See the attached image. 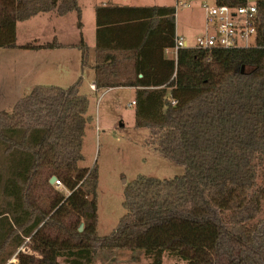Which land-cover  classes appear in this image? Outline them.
Instances as JSON below:
<instances>
[{"label":"trees","instance_id":"obj_1","mask_svg":"<svg viewBox=\"0 0 264 264\" xmlns=\"http://www.w3.org/2000/svg\"><path fill=\"white\" fill-rule=\"evenodd\" d=\"M247 0H214L243 7ZM256 39L247 49L179 50L174 7L96 6V91L135 89V127L147 146L184 167L181 177H138L123 189L124 214L100 238L98 173L80 169L88 118L82 78L66 89L36 86L0 110V264H264V0H255ZM78 12L77 0H0V49L80 52L16 45V24ZM122 68V69H121ZM172 103H174L172 105ZM54 177L68 195L49 180ZM82 225V232L78 228ZM28 240L31 254L18 251ZM12 247V248H11Z\"/></svg>","mask_w":264,"mask_h":264},{"label":"rangeland","instance_id":"obj_2","mask_svg":"<svg viewBox=\"0 0 264 264\" xmlns=\"http://www.w3.org/2000/svg\"><path fill=\"white\" fill-rule=\"evenodd\" d=\"M253 4L255 0H247ZM100 0H77L78 12L59 18L51 14L37 15L25 22L16 24V45H38L52 42L54 37L64 44L84 37L88 49L89 62L94 58V7ZM122 5L156 6L169 5L176 10V35L186 39L188 48L195 47V40L203 33L204 14L202 5H214V0H117ZM184 6V7H183ZM82 34V35H80ZM83 39V38H82ZM76 40V41H77ZM77 41V42H78ZM252 42V41H251ZM46 51L21 48L0 49V110L10 112L14 104L36 86L68 88L70 79H75V69L71 56L77 50L56 51L58 57L50 56L33 60L30 56ZM166 57H171L167 52ZM76 58V57H75ZM63 71L59 73V70ZM80 74L82 72L80 71ZM79 74V75H80ZM91 71L87 70L80 86V93L88 98L86 117L88 123L84 131L80 169H97V225L98 237L109 236L124 214L122 207L123 189L138 177L169 180L184 175V167L162 158L147 142L149 131L135 127L133 98L129 89L112 90L91 94L86 88ZM74 77V78H73ZM79 78V76H78ZM0 150V171L3 170ZM62 195H68L63 187L56 188ZM264 220V205L259 217ZM12 248V247H11ZM29 250L28 241L18 251ZM22 252V251H21ZM23 253V252H22ZM31 254L30 250L25 251ZM130 253L116 255L113 264H149L143 255L138 263L130 261ZM101 260H97L99 264ZM8 263H16L14 257ZM59 264H65L58 260ZM111 264V263H104ZM162 264H183L165 256Z\"/></svg>","mask_w":264,"mask_h":264},{"label":"built area","instance_id":"obj_3","mask_svg":"<svg viewBox=\"0 0 264 264\" xmlns=\"http://www.w3.org/2000/svg\"><path fill=\"white\" fill-rule=\"evenodd\" d=\"M202 9L204 14L202 35L195 40L194 48H188L186 39L175 35L174 45L171 50L176 55L179 50L186 49L202 51L212 49L231 50L247 49L255 45L256 9L253 4L238 8L205 4L202 5ZM91 89L94 90L93 87ZM53 186L62 188L61 183L57 180L54 181ZM21 251L25 253V251L29 250Z\"/></svg>","mask_w":264,"mask_h":264},{"label":"crops","instance_id":"obj_4","mask_svg":"<svg viewBox=\"0 0 264 264\" xmlns=\"http://www.w3.org/2000/svg\"><path fill=\"white\" fill-rule=\"evenodd\" d=\"M122 1H125V0H122ZM96 6H107V7H114V6H118V7H142V6H134V5H122V4H119L118 2H117V0H100V2H99V4L98 5H96ZM95 6V7H96ZM154 6V5H153ZM156 6H167V7H173V6H169V5H156ZM94 7V8H95ZM143 7H151V6H143ZM175 8V7H174ZM75 13V12H74ZM48 14H51V15H53V16H56V17H59V16H57L55 13H48ZM70 14H72V13H69L68 15H70ZM42 15V14H41ZM68 15H66V16H68ZM66 16H63V17H66ZM63 17H59V18H63ZM34 18V17H33ZM95 31H96V27H95V18H94V58H93V60L92 61H90L89 62V58H88V65H89V67L87 68V69H85L83 72H82V74H80V69H81V57H80V59H79V57H78V55L76 54V56H71V57H73L74 59L72 60V67L75 69V65H77L78 63H79V60H80V67L78 66V67H76L77 69L76 70H74L73 71V74H74V76H75V79H70V84L72 85V84H74L76 81H77V79H78V76H79V78L81 77L82 78V81H84L83 80V78H84V76H85V74H86V71L87 70H90L91 71V75L89 76L90 77V79H88V82H87V84H86V88H87V90H88V92L89 93H93V94H98V93H105V92H109V91H112V90H121V89H129V90H131L132 92H133V94L135 93V89H132V88H115V89H108V90H106V91H96V88H95V81H94V70H93V67H94V65H95ZM80 35H82V34H80ZM175 35H176V14H175ZM83 38V39H82ZM80 39H82L83 41H84V43L86 44V42H85V40L86 39H84V37H81L80 36ZM56 41L59 45H62V46H70V45H76V44H78L79 43V41L77 40V39H74V41H73V43H70V44H64V43H61V42H59L58 41V39H57V37H54L53 39H52V42L53 41ZM78 42H77V41ZM47 43H51V42H47ZM47 43H45V44H47ZM38 45H44V44H38ZM66 50H76V49H73V48H64V49H55V50H35V51H46V52H43L44 54H37L36 55V57H33V56H30L33 60H35V62L37 63V60H39V59H41L42 57H46V58H49L50 56H53V57H58L57 55H56V51H66ZM78 51V50H77ZM79 52V51H78ZM167 52H171V57H166V58H168V59H174L175 60V58H176V54L172 51V50H167L166 52H165V56H166V54H167ZM80 54V53H79ZM76 57V58H75ZM122 69V68H121ZM63 71V69L62 70H59L58 72L59 73H61ZM80 74V75H79ZM74 78V77H73ZM70 85V86H71ZM40 86V85H39ZM91 87H93L94 88V90H92L91 89ZM83 95V94H82ZM86 96V95H85ZM87 97V96H86ZM133 100H134V98H133Z\"/></svg>","mask_w":264,"mask_h":264},{"label":"water","instance_id":"obj_5","mask_svg":"<svg viewBox=\"0 0 264 264\" xmlns=\"http://www.w3.org/2000/svg\"><path fill=\"white\" fill-rule=\"evenodd\" d=\"M55 180H56V179H55L54 177H52V178L49 180V184H50V185H53V183H54ZM82 229H83V227H82V225H80V227L78 228V232H82Z\"/></svg>","mask_w":264,"mask_h":264}]
</instances>
